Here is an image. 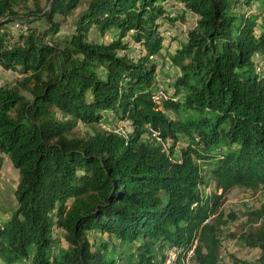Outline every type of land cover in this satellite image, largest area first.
Wrapping results in <instances>:
<instances>
[{"label": "trees", "instance_id": "trees-1", "mask_svg": "<svg viewBox=\"0 0 264 264\" xmlns=\"http://www.w3.org/2000/svg\"><path fill=\"white\" fill-rule=\"evenodd\" d=\"M0 68V170L19 173L0 264H221L225 195L264 192V0H0ZM92 124L113 128L74 133ZM262 214L237 236L257 263L235 264L264 262Z\"/></svg>", "mask_w": 264, "mask_h": 264}, {"label": "rangeland", "instance_id": "rangeland-1", "mask_svg": "<svg viewBox=\"0 0 264 264\" xmlns=\"http://www.w3.org/2000/svg\"><path fill=\"white\" fill-rule=\"evenodd\" d=\"M45 5V0H42V6ZM77 12L68 17V22L61 28V35L68 34L74 28L75 19ZM32 18V17H30ZM28 18V19H30ZM197 17L192 14L186 15L185 22H177L176 28L171 31L172 36L175 38H184V33L187 29L194 26ZM32 26L38 27L40 31L45 29L43 21H36L32 23ZM26 25L22 23H12L5 28L7 34L16 37L20 32L25 31ZM168 35V33H165ZM94 35H91V38H94ZM111 38V34L100 38L101 41H105ZM13 75L9 72H5L0 68V87L4 84L12 83L16 79L12 78ZM169 79L166 78L161 82V91L168 89L167 83ZM94 130L103 131L105 129H111L112 126L104 125H80L74 130V133L78 136H84L86 133L91 134ZM125 131L129 132L130 129ZM3 156L2 169L0 170V220L6 218L10 212L15 207V197L14 192L18 184L19 173L13 167L12 163L7 156ZM203 173L206 174V171L203 170ZM202 193L208 195L214 191V184L211 182L207 187H200ZM263 206V208H262ZM224 215L233 214V219L227 218V225L222 229L221 242L222 247L220 250L221 264H235V260L257 263L259 257V251L257 249H248L244 247L237 236L242 232L244 227L251 223L253 217L251 213L253 211H261L264 217V192L253 193L250 190L234 187L232 188L224 198L223 205L221 207ZM61 236V234H59ZM89 240L92 244L98 245L102 242H111L113 239H110L106 235L102 236L99 233L89 234ZM60 245L65 246L63 238L60 239ZM191 264H194L191 263ZM264 264V262L258 263Z\"/></svg>", "mask_w": 264, "mask_h": 264}, {"label": "bare ground", "instance_id": "bare-ground-1", "mask_svg": "<svg viewBox=\"0 0 264 264\" xmlns=\"http://www.w3.org/2000/svg\"><path fill=\"white\" fill-rule=\"evenodd\" d=\"M192 251L189 254V256H186L185 259L182 260V262L180 261L181 262L180 264H191L190 262L192 260ZM164 254L167 257L165 264H173L172 261L174 260V257L177 255V250L174 247H170V248L167 247L166 250L164 251ZM168 256H169V260H168Z\"/></svg>", "mask_w": 264, "mask_h": 264}, {"label": "built area", "instance_id": "built-area-1", "mask_svg": "<svg viewBox=\"0 0 264 264\" xmlns=\"http://www.w3.org/2000/svg\"><path fill=\"white\" fill-rule=\"evenodd\" d=\"M192 251V250H191ZM191 251L186 252V256H189V254L191 253ZM171 256V255H170ZM168 260H169V256H168Z\"/></svg>", "mask_w": 264, "mask_h": 264}]
</instances>
